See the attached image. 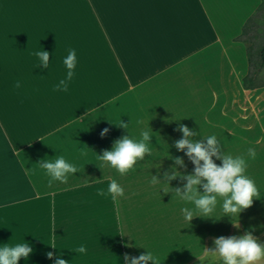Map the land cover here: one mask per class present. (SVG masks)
I'll use <instances>...</instances> for the list:
<instances>
[{
  "label": "crops",
  "instance_id": "obj_1",
  "mask_svg": "<svg viewBox=\"0 0 264 264\" xmlns=\"http://www.w3.org/2000/svg\"><path fill=\"white\" fill-rule=\"evenodd\" d=\"M262 4L0 0V264H264V209L215 225L210 192L180 239L160 223L172 199L133 190L191 185L197 168L211 190L213 160H196L191 136L179 149L180 133H208L207 154L236 143L231 182L262 187L264 87L243 84L244 27ZM130 133L146 157L135 164ZM142 223L184 242L139 244Z\"/></svg>",
  "mask_w": 264,
  "mask_h": 264
},
{
  "label": "rangeland",
  "instance_id": "obj_2",
  "mask_svg": "<svg viewBox=\"0 0 264 264\" xmlns=\"http://www.w3.org/2000/svg\"><path fill=\"white\" fill-rule=\"evenodd\" d=\"M257 17L255 18V22L253 26L251 25L249 29V35H246V39L249 41V46L252 48L251 50V56H252V62L255 63L258 58V49L260 46H262L264 42V0L263 5L258 11ZM258 83L263 84L264 83V70H262V73L258 76L257 79ZM178 145L179 149L188 148V138L191 136V139H196V141L193 140L192 145L196 149V155H197V161H204V160H213L214 166L216 167L213 169V175H214V184L211 187L206 186V171L204 169H196V178H193L191 185H175L173 184V180H169V183L166 184H155L152 183V180L150 179H144V180H133V190L134 192H141L144 194L151 195L154 194H160L166 198L172 199V201H168L166 206L164 205V209L166 210V214H160V223H165L166 227H174L178 230L176 231V238H187L188 233H183L181 231L183 228L188 227L189 225V216L191 212H198L205 210V197L209 198V193L211 192L212 199H210L211 209L214 212V224H229L233 220H237V218L232 219V217L237 216L238 220H242L243 214L247 212V210H254V209H264V201H261L260 197H264V183L259 184L262 187H254L253 185H247L246 182L238 184L237 181H233V179H236L238 170L237 169H230V166H236L235 164L238 163V158H236L237 155H235V151H237L238 145L236 143H232L231 141L224 140V149L221 148V144H216L215 142L211 145L212 148H209L208 154L204 150L205 148V141L204 138L206 134L208 133H180ZM220 133H216L214 135H218ZM130 144L133 145V152L130 156V159L134 161V164L136 161H144L146 160V157L142 154L141 150L139 149V144L141 141L140 133H130ZM146 145V143H145ZM155 145V144H154ZM148 146V145H147ZM206 146L208 147L209 144L206 143ZM137 147V148H136ZM146 147V146H145ZM150 149L153 147L152 143H149ZM212 149V150H211ZM144 156V157H143ZM207 156V159L205 158ZM264 157V154L263 156ZM225 158V165L226 169H220V164L222 161H224ZM250 161V159H249ZM248 161V162H249ZM138 163V162H137ZM218 167V168H217ZM237 168V167H236ZM148 172H151L147 169L141 170V173H139L138 170L133 169L132 175L137 176H144ZM254 173L255 171L252 169L249 170H242L240 171V175L243 178L246 175H250V173ZM264 175V172H262ZM243 181V180H240ZM246 181H248L246 179ZM172 182V183H171ZM209 185V184H207ZM259 188V189H258ZM256 190H258L256 192ZM258 193V194H256ZM209 194V195H208ZM207 195V196H206ZM243 195V196H242ZM254 195H260L258 197V200H254L252 197ZM242 196V199L239 198ZM256 197V196H255ZM201 199H203L201 201ZM162 204V202H160ZM179 208L175 211L176 208ZM221 210H223L225 213L230 212V217H220ZM234 213V214H233ZM237 214V215H236ZM199 215V214H198ZM162 217H164V220L162 221ZM199 220V219H198ZM191 221V220H190ZM134 234L137 236V239L135 238L134 241H137L139 244L140 242L144 245L151 246V241L147 243V235L151 234L154 236L153 232L156 234H159V239L161 242V245L165 247V253H172L174 248H177L180 243L184 242L181 240H173L174 239V231L170 232L167 229H165L162 225L159 224L158 230L154 231L153 224H145L142 223L141 225H136L133 227ZM145 231V232H144ZM178 231H180V235L178 234ZM147 232V233H146ZM142 233V234H141ZM143 235V236H142ZM140 241V242H139ZM187 242V241H185ZM158 243V242H157ZM142 244V245H143Z\"/></svg>",
  "mask_w": 264,
  "mask_h": 264
},
{
  "label": "trees",
  "instance_id": "obj_3",
  "mask_svg": "<svg viewBox=\"0 0 264 264\" xmlns=\"http://www.w3.org/2000/svg\"><path fill=\"white\" fill-rule=\"evenodd\" d=\"M263 5V4H262ZM258 13V12H257ZM257 13L252 16L246 23L244 27L243 36L246 38V35H249V29L251 25L253 26L255 22V18L257 17ZM246 43H249L248 39H246ZM258 51V58L255 63L252 62V56H251V50L252 48H248V55H249V62H250V71L249 74L243 79V84L246 89H256V88H262L264 87V83H258L257 79L258 76L262 73V70H264V42L262 46L257 48Z\"/></svg>",
  "mask_w": 264,
  "mask_h": 264
}]
</instances>
